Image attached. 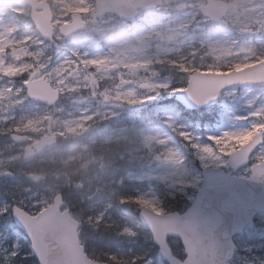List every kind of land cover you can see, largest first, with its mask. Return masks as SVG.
<instances>
[{"label": "rangeland", "instance_id": "rangeland-1", "mask_svg": "<svg viewBox=\"0 0 264 264\" xmlns=\"http://www.w3.org/2000/svg\"><path fill=\"white\" fill-rule=\"evenodd\" d=\"M37 1L47 2L52 8L55 34L51 41L43 40L36 32L28 6L18 0H0V188L1 183L5 186L7 179L16 177L13 167L19 168V175L43 170L53 160L60 162L64 141H85L80 149L81 153L85 149L84 156L67 158V163L85 160L77 171L71 175L67 171L61 175L52 172L41 185L30 183L21 197L22 206L45 208L56 194L69 190L70 194H64L68 208L81 223V240L90 258L135 264L150 253L151 257L139 264H167L157 248V256L153 254L150 235L134 215L143 207L161 213L162 197L156 191L159 184L167 183L172 190L187 181L194 189L189 196L191 202L200 188L203 168H223L248 178L251 166L264 162V143L247 166L233 171L227 162L230 153L264 130V84L227 88L217 106L205 114L217 115L213 127L195 124L194 128L189 124L191 118L182 113L186 110L164 107L158 120L145 126L142 134L144 147H163L164 154L144 166L138 162L133 169L118 171L112 158L96 153L101 150L97 146L124 138V131L113 126L119 124L113 119L127 112L131 117L144 105L160 101L161 90L170 98L182 89L184 80L186 84L190 74L183 73L180 79L170 76L172 81L161 77L165 68L155 70L164 57L185 49L198 50L195 62L204 71L216 72L242 69L264 59V1L219 0L226 3L228 12L223 20L214 22L200 11L208 0H163L162 8L140 14L133 23L114 14L94 21L91 11L95 0ZM73 13H80L87 27L63 37L59 27L69 22ZM32 74L47 79L62 93L56 106L37 107L29 101L25 83ZM180 113L187 121L181 122L186 123L185 127L177 121V117L181 120ZM19 129L26 131L28 144L13 143L11 135ZM167 129L188 144L178 147ZM46 134L58 137L56 154L50 159L38 156L31 166L18 167L26 147ZM186 157L189 168H183ZM135 183L143 184L145 190ZM127 201L130 203L125 208ZM3 227L0 240L7 236ZM99 229L115 234L105 237ZM6 242L0 241V248ZM235 242L232 264H264V214L258 215L256 224L247 227ZM170 246L175 256L184 259L179 241L170 240Z\"/></svg>", "mask_w": 264, "mask_h": 264}, {"label": "water", "instance_id": "water-1", "mask_svg": "<svg viewBox=\"0 0 264 264\" xmlns=\"http://www.w3.org/2000/svg\"><path fill=\"white\" fill-rule=\"evenodd\" d=\"M23 1L34 7L32 18L39 33L45 39H51L52 14L48 6L33 0ZM158 5L160 3L157 0H97L93 15L96 18L104 13L116 12L125 19L133 20L137 7L153 10ZM37 8H44V12L37 13ZM203 11L218 20L225 15L226 8L222 3L210 0V6ZM72 18V24L61 27L65 36L85 27L79 14H74ZM34 77L26 85L29 98L50 106L57 103L59 92L48 81H33ZM257 82H264V63L232 74L196 73L190 80L189 88L179 93L177 100L190 110H198L216 104L226 85L240 86ZM13 140L24 143L26 138L13 136ZM262 142L263 133L231 154L229 166L237 169L246 165ZM55 145V138L46 136L33 147L38 152H44ZM33 156L34 151L29 149L26 159L31 160ZM31 179L39 181L41 178ZM62 206V198L59 196L52 207L36 217L15 207L14 220L27 233L40 264H97L87 259L77 234L79 224L70 217L68 211L61 213ZM252 210L264 212V163L253 166L250 179L231 176L223 169H204L201 190L184 215H158L144 209L141 218L150 228L162 255L170 264H227L235 249L232 237L241 233L248 223L253 224V216H249ZM168 235L182 240L188 256L185 262L173 257L166 242Z\"/></svg>", "mask_w": 264, "mask_h": 264}, {"label": "trees", "instance_id": "trees-1", "mask_svg": "<svg viewBox=\"0 0 264 264\" xmlns=\"http://www.w3.org/2000/svg\"><path fill=\"white\" fill-rule=\"evenodd\" d=\"M169 100L174 101L173 96L169 98ZM35 116V115H33ZM125 116V122H127L126 127V139L123 142H120L118 145H116V152L120 153L121 149H124V152L127 153V150L129 147H132L133 156L135 158H144V159H153L157 156H161L162 154L158 151L159 148H144L141 146V133L142 129L152 124V119H156L158 117V108L155 104H150L147 107H144L140 110H137L131 118ZM195 119L194 117H192ZM211 118H205L204 121L212 122ZM19 132H24L23 130H20ZM80 149V143H69L66 144L61 152L63 151L64 154H75ZM112 151V149L110 148ZM109 151L106 149L104 152ZM62 153V155H64ZM62 161V160H61ZM119 162H121L119 160ZM54 168L58 169L57 172H64V171H72L73 165H62V163L58 162L54 164ZM25 180V179H22ZM187 181H184V184L178 183L176 189L172 190H164L167 192V194L164 195V198L162 199L161 203V210L165 213H170L174 211H183L187 209L190 205L189 196L194 192L193 186L189 185V183H186ZM6 191V190H5ZM7 192V191H6ZM9 193H5L4 196L0 199V205H7L6 208L7 211H10L11 203L12 201H15V203H20L14 195L13 197L8 198ZM132 198H135V195L132 196ZM20 205V204H19ZM5 213V210H4ZM6 216V213L4 214ZM13 228L4 230L3 232L7 234V237L4 239L6 242L5 245L1 246L0 248V264H38L32 251L30 248L29 242L21 236V238L17 239L15 233H17V229L12 223ZM110 234V232H106L105 235L107 236ZM3 240V239H1Z\"/></svg>", "mask_w": 264, "mask_h": 264}, {"label": "bare ground", "instance_id": "bare-ground-1", "mask_svg": "<svg viewBox=\"0 0 264 264\" xmlns=\"http://www.w3.org/2000/svg\"><path fill=\"white\" fill-rule=\"evenodd\" d=\"M63 191H65L66 193H69L70 194V191L69 190H66V189H64ZM113 228V227H112ZM108 230V229H107ZM132 263H134V261L132 262ZM125 264V263H124ZM135 264H139V262L137 261Z\"/></svg>", "mask_w": 264, "mask_h": 264}]
</instances>
